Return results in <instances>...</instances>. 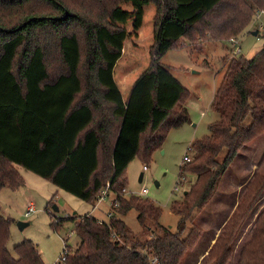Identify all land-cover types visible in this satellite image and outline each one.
Segmentation results:
<instances>
[{
  "label": "trees",
  "instance_id": "obj_1",
  "mask_svg": "<svg viewBox=\"0 0 264 264\" xmlns=\"http://www.w3.org/2000/svg\"><path fill=\"white\" fill-rule=\"evenodd\" d=\"M121 1L0 0V189L21 187L22 167L95 206L108 184L116 205L107 221L54 217L56 231L72 220L79 242L72 250L64 240V264H181L202 234L194 223L186 232L191 215L209 202L239 150L264 133V44L251 59L233 55L226 62L210 104L219 118L190 145L192 160L180 165V175L196 178L171 203L174 230L160 223V206L123 192L129 163L146 162L172 128L189 121V92L160 59L186 42L236 38L257 12L264 14V0H141L155 6L152 60L126 100L114 78L126 30L109 22ZM263 193L264 171L256 172L207 264H227L241 223ZM130 210L141 229L127 245L122 217ZM11 221L0 206V264H44L31 240L17 244L15 255L7 250ZM236 264H264V208Z\"/></svg>",
  "mask_w": 264,
  "mask_h": 264
},
{
  "label": "rangeland",
  "instance_id": "obj_2",
  "mask_svg": "<svg viewBox=\"0 0 264 264\" xmlns=\"http://www.w3.org/2000/svg\"><path fill=\"white\" fill-rule=\"evenodd\" d=\"M155 6L143 5L141 0H122L109 22L126 30L123 53L114 69V78L122 83L126 73V84L145 71L152 60L153 17ZM264 14L257 12L251 23L236 38L237 47L228 41H200L184 43L181 49L169 50L160 62L181 82L189 92L186 102L189 121L172 128L161 147L155 150L150 159L143 162L139 157L133 159L125 171V196L134 194L153 201L162 208L160 223L172 230L178 216L171 212L173 201L181 200L190 191L195 175L186 172V180L178 184L182 159L188 155L192 160L190 145L193 141L209 135L208 126L218 120L219 115L212 112L210 104L214 92L225 72L226 62L233 55L246 59L254 57L264 44ZM257 31V35L252 32ZM238 48V49H236ZM209 66H203L204 64ZM203 64V65H202ZM23 185L18 189H0L1 214L11 218L10 238L6 244L12 254L14 247L25 239L36 244L44 264H54L63 250V240L73 250L78 246L72 220H65L62 228L54 230V217L65 219L68 216L78 220L85 214L107 221L111 208L110 199L96 202L95 207L54 186L27 169L18 167ZM264 171V133L247 143L239 150L209 200L202 208L193 212L186 232L194 223L202 230L195 246L184 256L181 264H207V254L215 242L220 228L229 219L254 173ZM142 174L141 181L139 176ZM177 187V189H176ZM146 193L141 194L142 189ZM32 203L34 212L25 216L27 206ZM57 207V211L52 209ZM264 208V193L248 212L240 225L233 246V254L227 264H236L239 249L251 234L258 212ZM53 216H50V213ZM137 212L130 210L123 220L130 231L123 240L127 245L138 241L141 225ZM28 223L19 228L18 223Z\"/></svg>",
  "mask_w": 264,
  "mask_h": 264
},
{
  "label": "built area",
  "instance_id": "obj_3",
  "mask_svg": "<svg viewBox=\"0 0 264 264\" xmlns=\"http://www.w3.org/2000/svg\"><path fill=\"white\" fill-rule=\"evenodd\" d=\"M228 42H230L233 46H236L237 47V41H236V38L232 37L228 40ZM238 49V48H236ZM239 50V49H238ZM190 157L188 155H185L182 159V163H186V162H189L190 161ZM187 176H186V173H182L180 176H179V181H178V184H182L185 180H186ZM177 189V187H176ZM108 192L109 191V185L107 184L106 187L100 192V194L98 195V198H97V201L96 202H102L106 199L107 195H108ZM123 192H127V190L123 189ZM141 194L143 193H146V190L143 188L140 192ZM113 205H116L114 202L112 203V206ZM34 212V206L32 203H30L28 206H27V211L25 212V216L28 217L30 214H32ZM112 214V212H109L108 213V217ZM63 250H62V254L60 255V257L54 262V264H64V261L66 259V256L68 254V249L66 247V243L65 241L63 240Z\"/></svg>",
  "mask_w": 264,
  "mask_h": 264
},
{
  "label": "crops",
  "instance_id": "obj_4",
  "mask_svg": "<svg viewBox=\"0 0 264 264\" xmlns=\"http://www.w3.org/2000/svg\"><path fill=\"white\" fill-rule=\"evenodd\" d=\"M126 77H127V76H126V73L123 74L124 81H123L122 83H119V82L115 79V82H116V84H117V86H118V88H119V90H120V92H121V94H122V96H123V98H124L125 100L128 98V95H129V93H130L131 86H132L134 80L136 79V78H135V79H133L131 82H129L128 84H126V79H127ZM106 198H109V199H110L111 208H110L109 212H112V211H113L112 203L114 202L115 197H114V195H113L112 193L108 192V195H107ZM105 200H106V199H105ZM94 207H95V206H94ZM85 215H90V214L88 213V214H85ZM90 216H92V215H90ZM122 218H123V217H122ZM96 219L99 220V221H104V220H100L99 218H96Z\"/></svg>",
  "mask_w": 264,
  "mask_h": 264
},
{
  "label": "water",
  "instance_id": "obj_5",
  "mask_svg": "<svg viewBox=\"0 0 264 264\" xmlns=\"http://www.w3.org/2000/svg\"><path fill=\"white\" fill-rule=\"evenodd\" d=\"M252 34L253 35H257V31L252 32ZM141 178H142V174H140V176H139V181H141ZM52 209L54 211H57V207L56 206H53ZM27 224L28 223L19 222L18 223V226H19V228H24L25 226H27Z\"/></svg>",
  "mask_w": 264,
  "mask_h": 264
}]
</instances>
